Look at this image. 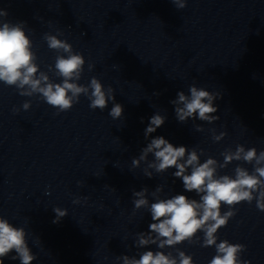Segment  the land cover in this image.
I'll return each mask as SVG.
<instances>
[{
    "label": "water",
    "instance_id": "95a60500",
    "mask_svg": "<svg viewBox=\"0 0 264 264\" xmlns=\"http://www.w3.org/2000/svg\"><path fill=\"white\" fill-rule=\"evenodd\" d=\"M0 9L8 12L6 22L27 23L37 78L44 72L51 82H61L48 66L63 53L49 49L48 33L84 56L77 83L87 85L96 77L115 96L104 110H93L81 95L69 111L57 114L39 94L21 96L0 81V216L25 228L37 256L32 264H123L117 257L139 259L144 251L160 250L138 246L139 234L147 233L152 221L148 207L134 212L133 193L147 189L149 207L179 194L199 196L185 191L174 168L163 173L148 168L155 162L151 153L132 166L156 136L196 149L201 163L215 159L218 176L234 178L238 166L250 174L264 166L241 159L220 167L221 153L234 152L237 145L245 151L255 147L257 155L264 151V0H187L183 9L171 0H0ZM193 84L221 93L214 101L219 120H177L171 101L180 91L189 95ZM115 103L123 106L119 119L109 115ZM155 114L165 123L146 138ZM221 131L227 136L214 142L212 136ZM77 198L81 203H73ZM56 207L68 211L59 223H53ZM217 235V243L246 245L241 259L264 264V212L255 200L236 205V215ZM202 242L200 232L193 244L162 251L171 252L177 264L180 250L194 264H209L216 249L201 247Z\"/></svg>",
    "mask_w": 264,
    "mask_h": 264
},
{
    "label": "clouds",
    "instance_id": "9594fccd",
    "mask_svg": "<svg viewBox=\"0 0 264 264\" xmlns=\"http://www.w3.org/2000/svg\"><path fill=\"white\" fill-rule=\"evenodd\" d=\"M171 2L178 9H183L187 0ZM7 16L8 12L0 9V81L5 85L15 86L21 96L31 97L39 94V99L56 108L57 114L69 111L79 102L81 95L89 99V107L93 110H104L109 101L115 100L112 87L105 89L96 77H92L87 85L77 83L84 72L85 58L81 53L75 52L70 43L58 39L56 35L46 33L44 39L49 49L63 53L56 56L54 67L48 66L49 71L54 68L55 75L61 78V82H51L44 72H39L37 78L38 65L34 63L37 55L31 50L32 42L26 35L27 23L6 22L3 18ZM93 67L89 64L88 70L91 71ZM189 93L186 95L180 91L177 93L178 98L171 101L176 106L175 114L179 122L184 123L192 118L211 124L220 119L215 115L218 106L214 101L221 98V93L198 88L194 84L189 87ZM22 107L28 110L30 102H25ZM122 113L123 106L115 103L109 115L113 119H119ZM164 123V116L160 114L151 116L145 129V137L155 133ZM195 128L197 131L203 130L200 125H195ZM225 136L227 132L221 131L218 135L214 134L212 139L219 142ZM150 153L154 155L155 162L149 163L148 168L155 169L157 173L174 168L173 176L182 180L186 192L195 191L199 200L179 194L159 199L149 207V201L145 198L147 189L134 192L133 195L138 197L133 200L134 212L148 207L152 221L147 233L139 234L138 246L151 244L160 250L144 251L139 259H130L127 255L117 259H122L123 264H177V259L171 252L165 254L162 250L166 246L171 248L185 241L193 244L197 241V234L202 232L203 242L200 246L205 248L215 246L216 249V254L209 264H251L249 260L241 259V254L246 251V245L230 243L226 239L217 243V234L219 229L226 227L229 220L236 215V205L241 202L251 204L255 200L256 208L264 212V166L255 167L251 174L238 166L235 168L234 178L227 174L218 176L215 159L209 157L201 163L196 149L189 151L184 145L174 146L163 136L152 138L139 158L132 160V166L138 167ZM221 155L224 159L221 168L233 160L241 159L248 163L255 161L256 165L264 164V151L257 155L255 147L245 151L242 145H237L234 152L226 150ZM145 175L151 177L152 173L145 169ZM161 190L157 188V192ZM84 200L86 201L87 197ZM73 203H81L80 198L75 199ZM223 205L229 210L222 212ZM53 211L55 212L53 223H59L68 215L67 209L60 207L54 208ZM27 235L24 227H16L8 219L0 216V264H4L5 259L19 260L20 264H32L37 259L29 247ZM178 257L179 264H194L193 257L182 250L178 251Z\"/></svg>",
    "mask_w": 264,
    "mask_h": 264
}]
</instances>
